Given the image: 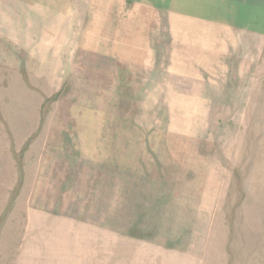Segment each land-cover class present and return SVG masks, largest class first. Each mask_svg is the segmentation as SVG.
<instances>
[{"label": "rangeland", "instance_id": "1", "mask_svg": "<svg viewBox=\"0 0 264 264\" xmlns=\"http://www.w3.org/2000/svg\"><path fill=\"white\" fill-rule=\"evenodd\" d=\"M168 1L0 0V264H264V32Z\"/></svg>", "mask_w": 264, "mask_h": 264}, {"label": "crops", "instance_id": "2", "mask_svg": "<svg viewBox=\"0 0 264 264\" xmlns=\"http://www.w3.org/2000/svg\"><path fill=\"white\" fill-rule=\"evenodd\" d=\"M187 0H184L182 7L175 9V0H169L168 5L172 4L173 11H180L184 14L189 13L194 15V17H199L203 19H208L209 21L217 24L218 22L223 24V12L224 2L223 0H206L205 4L201 0H198L195 3V7L192 6V10L187 8ZM179 3V2H177ZM238 9H236L237 17H235V12L232 16V22H229L230 25H236L242 28V31H247L251 33L261 34L264 32V0H237ZM175 9V10H174ZM219 13L217 14V11ZM205 13V14H204ZM204 14L205 17L202 15ZM241 19L246 21L245 23L241 22ZM218 21V22H217Z\"/></svg>", "mask_w": 264, "mask_h": 264}]
</instances>
